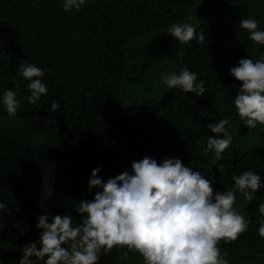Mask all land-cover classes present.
<instances>
[{
  "label": "trees",
  "instance_id": "trees-1",
  "mask_svg": "<svg viewBox=\"0 0 264 264\" xmlns=\"http://www.w3.org/2000/svg\"><path fill=\"white\" fill-rule=\"evenodd\" d=\"M63 4L0 0V97L13 90L19 102L15 116L0 104V201L8 205L0 231L3 264H19L25 245L39 248V216L48 214L51 222L70 215L80 223L75 203L97 191L88 188L94 169L106 181L131 173L132 161L145 156L158 163L178 158L213 179L220 193L234 187L233 176L260 175L262 187L251 202L235 194L234 209L249 222L247 231L218 246L228 264H264L258 235L264 125L244 127L234 105L242 84L230 75L242 58L264 57V45L240 27V20L252 18L264 31V0H85L68 12ZM184 23L204 34L203 44L168 35L173 24ZM22 64L44 72L47 92L36 104L28 103L29 81L18 75ZM185 66L204 82L202 97L162 82V74H179ZM53 104L59 105L55 111ZM221 119L229 121L232 143L216 160L207 148L216 135L208 125ZM98 264L144 260L114 247Z\"/></svg>",
  "mask_w": 264,
  "mask_h": 264
},
{
  "label": "clouds",
  "instance_id": "clouds-1",
  "mask_svg": "<svg viewBox=\"0 0 264 264\" xmlns=\"http://www.w3.org/2000/svg\"><path fill=\"white\" fill-rule=\"evenodd\" d=\"M84 4L85 0H64L63 10H78ZM240 27L250 33L251 41L264 45V31L258 30L256 20L242 19ZM168 35L182 44L205 41L204 34H198L190 23L173 24ZM18 75L29 81L28 103L36 104L47 92L40 79L43 70L35 64H22ZM230 75L242 84L234 105L244 127L252 130L258 124L264 125V57L255 62L242 58L230 69ZM162 82L169 89L178 88L197 97L206 93L204 82L198 81L197 73L187 66L179 74H162ZM16 97L13 90L0 97V104L10 116H15L19 108ZM58 108L53 104L50 110ZM228 124L227 119H221L208 125L216 135L208 137L207 148L216 160L222 159L232 143L225 127ZM100 171L94 169L88 180L89 191L97 189L93 198L75 203L80 223L74 224L70 215H56L51 222L48 214L39 216V248L37 242L25 245L19 264H35L33 257L44 264H98L100 256L114 247L138 252L144 264H228L227 253L221 252L219 242H234L249 226L234 209L235 194L238 191L251 202L262 187L260 175L245 171L233 176L231 190L214 192L213 179L205 178L178 158H164L158 163L145 156L132 161L131 173L124 171L106 181L98 176ZM53 191L48 188L49 198ZM7 210L8 205L0 201V231ZM258 212V235L264 239V203L258 205Z\"/></svg>",
  "mask_w": 264,
  "mask_h": 264
},
{
  "label": "bare ground",
  "instance_id": "bare-ground-1",
  "mask_svg": "<svg viewBox=\"0 0 264 264\" xmlns=\"http://www.w3.org/2000/svg\"><path fill=\"white\" fill-rule=\"evenodd\" d=\"M238 242V241H237ZM235 248V247H234ZM231 249V248H230ZM234 250V249H233Z\"/></svg>",
  "mask_w": 264,
  "mask_h": 264
}]
</instances>
